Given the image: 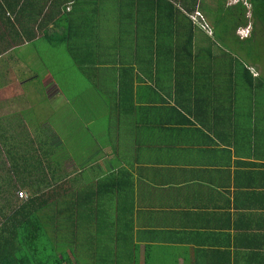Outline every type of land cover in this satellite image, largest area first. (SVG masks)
Segmentation results:
<instances>
[{
    "label": "crops",
    "instance_id": "obj_1",
    "mask_svg": "<svg viewBox=\"0 0 264 264\" xmlns=\"http://www.w3.org/2000/svg\"><path fill=\"white\" fill-rule=\"evenodd\" d=\"M150 1L0 0V226L19 191L58 185L90 214L87 238L106 214L125 264H264V88L202 78L175 103ZM84 101L96 115L80 121ZM78 129L89 154L67 147Z\"/></svg>",
    "mask_w": 264,
    "mask_h": 264
},
{
    "label": "trees",
    "instance_id": "obj_2",
    "mask_svg": "<svg viewBox=\"0 0 264 264\" xmlns=\"http://www.w3.org/2000/svg\"><path fill=\"white\" fill-rule=\"evenodd\" d=\"M176 1L151 0L148 4L157 9V14L147 19V22L154 20L158 31L165 25L162 31L168 32L167 42L162 46L159 55L167 53L163 56L164 59L173 56L175 103L186 100L188 96L185 97L186 92L183 91L186 88L202 89V78L214 82L222 79V75H226V85L230 89H236L232 77H237L236 81L241 80L246 87L244 89L247 96L256 87H262L258 92L262 91L264 78L252 75L243 63H240L242 67L238 69L234 57L228 61L227 51L217 50L208 42L210 32L205 31V24L198 26V23L202 22L191 19L189 12L194 11L193 4L197 0H180V3ZM200 8L221 10L220 14L226 19L216 20L214 24H223L225 29L231 27L236 38L238 36L235 30L239 26H246V14L250 11L253 23L260 25V31L264 35V0H237L231 5H225L224 0H216L214 7L203 4ZM198 16L201 17V14ZM250 37L251 34L238 40H249ZM49 38L52 42H60L59 38H55V34ZM222 67L225 71H221ZM57 186H51V191L44 193L34 190L26 196L24 192V196H18L24 199H19V203L10 209L7 215L3 214L0 226V264H80L74 255L75 235L80 223L88 221L90 214L81 218L82 208L79 206L80 202H77L76 194L62 196L59 190L55 191ZM95 211L98 212L97 208ZM62 228L68 233L72 232L73 238L60 241L57 235Z\"/></svg>",
    "mask_w": 264,
    "mask_h": 264
},
{
    "label": "rangeland",
    "instance_id": "obj_3",
    "mask_svg": "<svg viewBox=\"0 0 264 264\" xmlns=\"http://www.w3.org/2000/svg\"><path fill=\"white\" fill-rule=\"evenodd\" d=\"M180 0H177L176 2H179ZM237 0H224L225 5H231L236 3ZM203 4H207L208 7H214L216 5V0H197L196 3L193 4L194 10H199L200 7H202ZM247 7H249V4L247 3ZM194 12V11H193ZM201 12V13H200ZM199 13L201 14V17L198 15H194V20L197 22H202L201 24L198 23V26H202L205 24V31L210 32V38L208 39V42H211L214 46L213 48H217L220 51H227L228 56L227 59H231L234 57V62L236 67L239 69V67H242L240 63H243L247 65V67L250 69V71H255L257 70L259 75H262L264 78V35L261 33L260 25L258 23H253V18L250 15V11L246 14V21L248 22L246 26L242 25L239 26L235 30L236 36H238L239 39L245 38V34L247 33V37L250 36V39H244L239 41L238 38H236L233 34L232 28L229 27L227 29L224 28L223 24L216 26L214 23L216 20L219 19H226L221 15L220 13L222 12L221 10H215V9H208V8H202ZM202 18V19H201ZM205 19V21H204ZM165 29V25L161 26L158 33L161 34L162 36V42L166 43L167 42V31H162ZM253 31V32H252ZM240 32V34H239ZM199 34V33H198ZM158 35V34H157ZM148 43H147V55H150L153 51V38H148ZM41 44H45V41L42 39ZM139 46V45H137ZM42 49H46L44 46ZM53 48H51L49 51L47 50L45 53V56L49 57L50 52ZM53 53V52H52ZM52 55V54H51ZM159 55V54H158ZM167 55V53H163V56ZM57 51L54 52V57H57ZM51 57V56H50ZM51 63V64H50ZM48 65L51 70V74L58 79L60 76L59 70H58V65L54 64L53 61L50 62ZM221 71H225V69L222 67ZM44 77L41 78V84L46 85V81L48 82V72L46 73L45 71L42 72ZM227 77H229V74H227ZM60 78V77H59ZM46 79V81H45ZM237 77H232V80L235 82L234 83V91L235 94H245L246 91L244 88V84H242V81H236ZM163 83V81H161ZM169 81L166 80V83ZM222 83H227L226 81H221ZM26 85V84H25ZM29 88H34L37 89L38 87V81H35L33 84H29ZM243 88L242 90H240ZM259 97V95H258ZM248 100V97L245 99ZM84 105L79 107V104L77 106L73 107L74 109L78 110L79 114V120L80 121H86L89 118H92L93 116L96 115V111L93 107H91L90 102L84 101ZM239 104H243L242 102ZM98 106V104H97ZM73 108H69L68 111ZM34 110L38 112L40 115H42L41 111L45 113V115L48 116V120H51L55 115L53 113L47 114L48 110L44 108L42 105H38V103L35 104ZM97 110H101V108H97ZM56 120H58V113L56 114ZM92 126L90 124L89 129H92ZM40 130H44L41 127L39 128ZM74 130V129H70ZM48 132L49 129H46ZM58 131V129H57ZM85 129H78V134L76 136V139L74 141V137L72 138L71 141H68V148L71 146H77V144L81 142H85ZM87 142V141H86ZM89 143V142H88ZM79 146L84 150V154H89L90 151L87 149V146L84 144H79ZM91 147V145H89ZM64 148V147H63ZM56 149L58 151H56ZM55 154L57 155L60 152V146L55 145L54 146ZM71 152V151H70ZM72 153V152H71ZM59 190V186L56 187L55 191ZM18 195V193H17ZM19 196V195H18ZM61 205V202L59 203ZM82 211V209H81ZM63 215V214H62ZM94 218L97 220L98 224L96 225V230L98 231L96 235V239H89L86 237L87 233L86 231L82 230L81 223H80V228L77 230L76 235H75V240L76 244L74 246V255L78 262L80 264H113L116 262V264H125L126 257L121 255L120 249L115 252L113 251L115 249L114 247V242L110 239L112 237L111 232L107 234V225L109 224L111 226V222H107V216L105 213L101 214V212H96L94 214ZM61 226V225H60ZM95 230V232H96ZM122 230H118V232H115L118 234H122ZM58 238L60 241H64L66 238H73L72 232L68 233L66 230L63 228L60 229L58 232ZM91 236L93 238V234L91 233ZM119 241V240H118ZM120 242V241H119ZM59 246L62 248L63 245L59 244ZM113 249V250H112Z\"/></svg>",
    "mask_w": 264,
    "mask_h": 264
},
{
    "label": "built area",
    "instance_id": "obj_4",
    "mask_svg": "<svg viewBox=\"0 0 264 264\" xmlns=\"http://www.w3.org/2000/svg\"><path fill=\"white\" fill-rule=\"evenodd\" d=\"M18 195H19V197H22V196H24V192L19 191V192H18Z\"/></svg>",
    "mask_w": 264,
    "mask_h": 264
},
{
    "label": "clouds",
    "instance_id": "obj_5",
    "mask_svg": "<svg viewBox=\"0 0 264 264\" xmlns=\"http://www.w3.org/2000/svg\"><path fill=\"white\" fill-rule=\"evenodd\" d=\"M196 15H200V13H197ZM239 34H240V32H239ZM244 36L246 37L247 36V33Z\"/></svg>",
    "mask_w": 264,
    "mask_h": 264
}]
</instances>
